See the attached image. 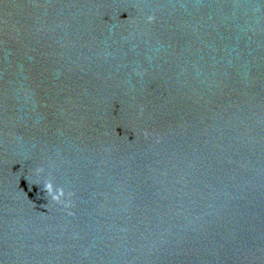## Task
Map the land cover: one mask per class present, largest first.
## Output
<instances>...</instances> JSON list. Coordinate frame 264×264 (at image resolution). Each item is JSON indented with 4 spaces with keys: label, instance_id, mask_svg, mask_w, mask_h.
Wrapping results in <instances>:
<instances>
[{
    "label": "water",
    "instance_id": "obj_1",
    "mask_svg": "<svg viewBox=\"0 0 264 264\" xmlns=\"http://www.w3.org/2000/svg\"><path fill=\"white\" fill-rule=\"evenodd\" d=\"M0 264H264V0H0Z\"/></svg>",
    "mask_w": 264,
    "mask_h": 264
},
{
    "label": "clouds",
    "instance_id": "obj_2",
    "mask_svg": "<svg viewBox=\"0 0 264 264\" xmlns=\"http://www.w3.org/2000/svg\"><path fill=\"white\" fill-rule=\"evenodd\" d=\"M151 19V17H150ZM44 169H38V172H43ZM45 189L51 194L52 199L59 202L65 196V193L62 189L56 188L51 182L45 184Z\"/></svg>",
    "mask_w": 264,
    "mask_h": 264
}]
</instances>
